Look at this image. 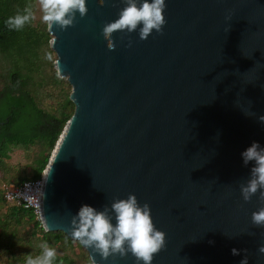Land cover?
<instances>
[{
	"label": "water",
	"instance_id": "obj_1",
	"mask_svg": "<svg viewBox=\"0 0 264 264\" xmlns=\"http://www.w3.org/2000/svg\"><path fill=\"white\" fill-rule=\"evenodd\" d=\"M166 4L163 35L132 33L128 47L117 32L115 51L101 33L122 0H87L74 27L48 29L75 112L43 174V227L73 240L83 205L102 211L135 194L166 233L153 264H240L245 250L249 264H264V228L251 222L264 205L239 188L254 166L241 153L264 147V0ZM81 246L96 264H136Z\"/></svg>",
	"mask_w": 264,
	"mask_h": 264
},
{
	"label": "trees",
	"instance_id": "obj_2",
	"mask_svg": "<svg viewBox=\"0 0 264 264\" xmlns=\"http://www.w3.org/2000/svg\"><path fill=\"white\" fill-rule=\"evenodd\" d=\"M27 5H32L34 11V0H0V182L12 181L15 186L43 176L75 112L70 100L72 86L59 76L53 62L57 55L51 49L52 35L47 25L41 28L32 21L22 31L6 26L5 21ZM48 54L52 61L47 59ZM16 150H33L35 156L30 172L16 170L15 178L10 180L9 160ZM0 206L6 208L0 213V252L8 257L9 264H25V256L38 255L44 242L58 252L78 247L88 255L79 242L64 233L45 231L32 210L20 203L7 205L1 188ZM28 228L29 232L20 235ZM87 260L92 264L89 255ZM55 264H73V260L58 255Z\"/></svg>",
	"mask_w": 264,
	"mask_h": 264
},
{
	"label": "clouds",
	"instance_id": "obj_3",
	"mask_svg": "<svg viewBox=\"0 0 264 264\" xmlns=\"http://www.w3.org/2000/svg\"><path fill=\"white\" fill-rule=\"evenodd\" d=\"M125 5L118 13V18L106 22L102 28V35L107 41V47L115 51V42L112 37L115 33H124L128 36V47L133 41L132 33L139 34L142 41L148 40L153 32L163 35L167 23L164 15L167 8L166 0H122ZM42 12V21L49 30L56 27L60 31H67L74 27L77 14L80 19L88 15L87 0H39ZM35 19L32 5H27L22 12H17L9 17L5 23L9 30L22 31L26 25ZM125 37L122 36L123 40ZM55 35L50 41L54 47ZM47 59L53 57L48 54ZM58 74L61 71L60 61H53ZM264 123V116L259 117ZM244 166L252 163L249 179L239 185L240 194L244 202L252 201L258 196L264 205V147L253 142L250 147L241 153ZM115 220V223H113ZM251 222L255 227L264 228V206L252 213ZM47 231V228H45ZM70 235L72 239L84 247L91 249L102 261L125 259L131 254L136 264H153L154 257L166 248V233L156 228L152 218L151 207L143 205L135 194H129L127 198H116L111 206H105L102 211L91 206L83 205L78 214L72 216ZM40 253L33 256H25V264H55L59 255L56 248L49 246L47 242L40 245ZM258 252L264 255V245ZM233 255H239L237 249L232 250ZM92 264H96L93 259ZM240 264H249L247 250Z\"/></svg>",
	"mask_w": 264,
	"mask_h": 264
},
{
	"label": "rangeland",
	"instance_id": "obj_4",
	"mask_svg": "<svg viewBox=\"0 0 264 264\" xmlns=\"http://www.w3.org/2000/svg\"><path fill=\"white\" fill-rule=\"evenodd\" d=\"M34 15H35V19L33 20V24L35 26L44 28L45 23L41 19L42 12L40 10L39 0H34ZM56 59H57V56H56ZM71 93H72V90H71ZM33 150L32 152H25L24 150H19V151L16 150V152L12 153L11 159L9 160L11 164V172H10V178H9L10 180H12V178H15L16 170L22 171L23 169L27 173L30 172V163L32 161V158L35 156V151L33 152ZM12 166H13V170H12ZM1 183L3 182H0V187H1ZM4 183H6L8 186L16 187L15 184H12L13 183L12 181H5ZM5 207H8V206L5 205ZM5 207L0 206L1 214L5 213L6 211ZM29 231H30V228H28L26 231H23L22 229L20 235H24ZM58 253L60 256H65V255L70 256L73 260V264H88V260H87L88 255L85 252H83L81 249H79L78 247H75L74 249L65 248L59 251ZM0 264H9L8 257L5 255V253H2V252H0Z\"/></svg>",
	"mask_w": 264,
	"mask_h": 264
},
{
	"label": "built area",
	"instance_id": "obj_5",
	"mask_svg": "<svg viewBox=\"0 0 264 264\" xmlns=\"http://www.w3.org/2000/svg\"><path fill=\"white\" fill-rule=\"evenodd\" d=\"M44 174V173H43ZM44 182V175L37 180L25 182L21 186H8L6 183H1V190L4 193V199L7 205L20 203L27 210H32L41 221L40 215V192ZM43 225V223H42Z\"/></svg>",
	"mask_w": 264,
	"mask_h": 264
}]
</instances>
